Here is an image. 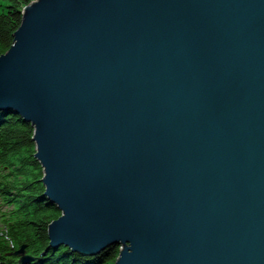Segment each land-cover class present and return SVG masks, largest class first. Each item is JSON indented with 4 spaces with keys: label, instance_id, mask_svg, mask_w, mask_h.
Segmentation results:
<instances>
[{
    "label": "water",
    "instance_id": "water-1",
    "mask_svg": "<svg viewBox=\"0 0 264 264\" xmlns=\"http://www.w3.org/2000/svg\"><path fill=\"white\" fill-rule=\"evenodd\" d=\"M21 14L0 110L33 129L60 211L49 245L264 264V0H32Z\"/></svg>",
    "mask_w": 264,
    "mask_h": 264
},
{
    "label": "trees",
    "instance_id": "trees-1",
    "mask_svg": "<svg viewBox=\"0 0 264 264\" xmlns=\"http://www.w3.org/2000/svg\"><path fill=\"white\" fill-rule=\"evenodd\" d=\"M32 0H0V55L13 44L21 11ZM30 124L10 111L0 110V201L5 223L0 230V264H114L118 247L84 256L68 247H51L48 224L60 211L42 195V168L33 154ZM24 245L31 259L20 261L15 252Z\"/></svg>",
    "mask_w": 264,
    "mask_h": 264
},
{
    "label": "rangeland",
    "instance_id": "rangeland-1",
    "mask_svg": "<svg viewBox=\"0 0 264 264\" xmlns=\"http://www.w3.org/2000/svg\"><path fill=\"white\" fill-rule=\"evenodd\" d=\"M4 205L1 204V201H0V214L2 213L1 210H4L5 208H3ZM7 209L4 210V212L6 211ZM3 216H0V230L2 229L3 225L5 224L3 222ZM69 249V248H68ZM70 250V249H69Z\"/></svg>",
    "mask_w": 264,
    "mask_h": 264
},
{
    "label": "bare ground",
    "instance_id": "bare-ground-1",
    "mask_svg": "<svg viewBox=\"0 0 264 264\" xmlns=\"http://www.w3.org/2000/svg\"><path fill=\"white\" fill-rule=\"evenodd\" d=\"M5 111H7V110H5ZM49 230H50V228H49ZM52 247V246H51ZM75 252V251H74ZM77 253V252H76Z\"/></svg>",
    "mask_w": 264,
    "mask_h": 264
}]
</instances>
